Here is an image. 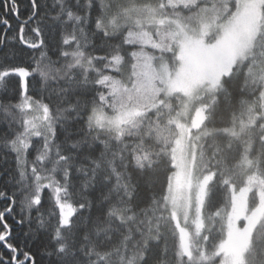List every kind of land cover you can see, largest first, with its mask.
<instances>
[{
	"label": "snow or ice",
	"instance_id": "obj_1",
	"mask_svg": "<svg viewBox=\"0 0 264 264\" xmlns=\"http://www.w3.org/2000/svg\"><path fill=\"white\" fill-rule=\"evenodd\" d=\"M0 25V264H264V0H30Z\"/></svg>",
	"mask_w": 264,
	"mask_h": 264
},
{
	"label": "trees",
	"instance_id": "obj_2",
	"mask_svg": "<svg viewBox=\"0 0 264 264\" xmlns=\"http://www.w3.org/2000/svg\"><path fill=\"white\" fill-rule=\"evenodd\" d=\"M3 3V0H0V4ZM19 6H20V19L18 20L14 15L12 14H6L4 13V9L0 7V16L7 15L8 19L10 20V23L12 25V28L9 32V36H14L18 32V28L20 23L29 15L30 13V0H18ZM34 25L29 24L25 27V33L29 34V28L33 27ZM3 34V26L0 25V35ZM46 39H49L48 34L46 33ZM15 47L19 50L23 48V59L25 61H28L31 57V55L36 54L38 55V52L33 53L32 50L27 49L26 47L20 45L19 43L15 44ZM49 55H52V52H49ZM53 59H55V56H53ZM53 106H55V101H52ZM14 156L10 153L6 154L3 149H0V189H4L7 185V181L9 180L10 176L5 175V172L7 171L9 174L14 169ZM45 200H47V195H45ZM223 203V201H221ZM5 206V202L3 200H0V209H2ZM47 208H51V205L46 204ZM18 211V210H17ZM58 211V210H57ZM35 215V213L33 214ZM7 222L12 226L13 229V235L16 237L14 240V243H22L24 241V237L22 235V230L19 228V226L16 225L15 219L13 217H8ZM55 223V221H53ZM242 223V222H241ZM31 244V242H29ZM171 243V240H170ZM39 244H31L32 251H36L39 248ZM2 251V250H0ZM39 259V257H37ZM46 264V261H45Z\"/></svg>",
	"mask_w": 264,
	"mask_h": 264
}]
</instances>
